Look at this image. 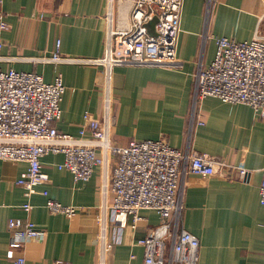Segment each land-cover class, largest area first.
Segmentation results:
<instances>
[{"label":"crops","instance_id":"obj_1","mask_svg":"<svg viewBox=\"0 0 264 264\" xmlns=\"http://www.w3.org/2000/svg\"><path fill=\"white\" fill-rule=\"evenodd\" d=\"M0 12L9 23L2 35L0 55L5 58L0 69L35 71L48 82L57 75L63 77L66 92L62 117L56 122L61 132L79 135L86 111L102 119L106 93L100 81L101 65L38 59L51 56L58 40L64 55L102 57L111 24L115 28L127 25L130 5L115 4L112 22L107 16L108 0H2ZM263 15L262 0H217L207 26L206 0H183L176 60L122 63L113 70L114 141L126 145L133 140L164 139L173 147H186L200 61L208 65L214 59L217 36L242 41L264 35ZM198 111L204 124L194 126L192 148L236 167L210 176L191 173L187 178L183 226L200 239L199 264H264V205L259 192L264 115L248 104L226 103L212 96L200 103ZM63 161L59 153L42 158L50 179L39 184L38 190L48 189L53 199L79 207L73 217L50 212L40 192L26 196L17 180L27 162L0 159V264H98L101 218L106 215L104 166L98 165L90 180L75 181L68 169L59 167ZM239 168L246 170L244 176ZM114 198L110 190L108 203ZM29 201L34 207L27 212L23 205ZM141 215L133 228L131 217L120 214L114 222L107 213L110 228L123 229L122 241L112 243L107 264H146L145 247L138 240L161 223V216L154 209H143ZM11 218L34 221L45 235L24 247H12Z\"/></svg>","mask_w":264,"mask_h":264},{"label":"built area","instance_id":"obj_2","mask_svg":"<svg viewBox=\"0 0 264 264\" xmlns=\"http://www.w3.org/2000/svg\"><path fill=\"white\" fill-rule=\"evenodd\" d=\"M108 1L107 16L111 22L115 4L122 2L130 5V19L124 27L115 28L111 24L102 57L64 55L58 40L51 56L38 59L101 65L100 81L106 93L103 118L96 119L86 111L85 125L79 135L61 132L56 122L62 117L61 103L66 92L63 77L57 75L48 82L35 71L0 69V159L27 162V169L17 180L26 196L40 192L46 197L50 212L68 217L75 216L79 207L53 199L48 189L38 190L39 184L50 179L43 170L42 158L51 153L63 154L64 161L59 167L68 169L75 181L90 180L95 168L104 166L102 194L106 215L101 218L98 264H107L112 243L122 241V227L110 228L107 213L114 222L120 214L131 217V226L136 228L143 218V209H154L161 216V223L149 228L145 237L138 240L145 247L146 264H199L200 239L183 226L187 178L191 173L210 176L234 171L236 167L192 148L193 128L204 124L198 106L206 97L212 96L226 103L248 104L264 115V35L242 41L229 36L215 37L214 59L208 65L201 60L195 73L186 147H173L164 139L133 140L123 145L114 141L111 131L113 70L122 63L175 61L183 0ZM216 2L206 0L207 26ZM8 27L4 12H0V49L4 46L3 32ZM4 58L0 55V60ZM238 170L240 176L246 173L243 168ZM262 173L259 192L260 202L264 205V167ZM110 190L115 194L111 204L107 201ZM33 207L30 201L23 205L27 212ZM8 226L10 245L15 248L24 247L26 242L45 235V231L30 219L11 218ZM19 261L23 263L25 259L22 257Z\"/></svg>","mask_w":264,"mask_h":264}]
</instances>
